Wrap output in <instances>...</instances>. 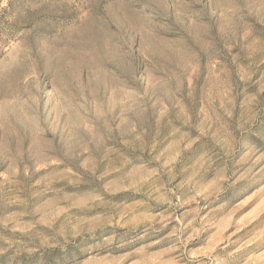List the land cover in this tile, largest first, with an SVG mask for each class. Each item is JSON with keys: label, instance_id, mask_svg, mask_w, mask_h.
Listing matches in <instances>:
<instances>
[{"label": "rangeland", "instance_id": "374dc122", "mask_svg": "<svg viewBox=\"0 0 264 264\" xmlns=\"http://www.w3.org/2000/svg\"><path fill=\"white\" fill-rule=\"evenodd\" d=\"M0 264H264V0H0Z\"/></svg>", "mask_w": 264, "mask_h": 264}]
</instances>
